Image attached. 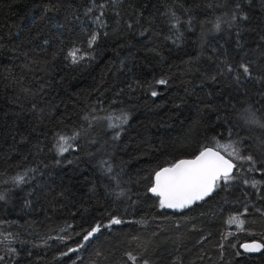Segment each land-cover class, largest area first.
I'll list each match as a JSON object with an SVG mask.
<instances>
[{"label":"trees","instance_id":"16d2710c","mask_svg":"<svg viewBox=\"0 0 264 264\" xmlns=\"http://www.w3.org/2000/svg\"><path fill=\"white\" fill-rule=\"evenodd\" d=\"M206 147L232 178L166 212ZM0 197V264H264V0H0Z\"/></svg>","mask_w":264,"mask_h":264},{"label":"snow or ice","instance_id":"6c2138e0","mask_svg":"<svg viewBox=\"0 0 264 264\" xmlns=\"http://www.w3.org/2000/svg\"><path fill=\"white\" fill-rule=\"evenodd\" d=\"M96 39L97 35L93 34L89 40V45L91 46ZM78 51V49H74L69 53L74 63L77 62L76 53ZM239 67L243 70L244 74L249 73V68L246 64L242 63ZM229 71H231V69H229ZM158 83L165 84L166 81L160 80ZM152 95L155 96L156 93L153 92ZM61 140H64V138L61 137ZM66 150V148L61 146V152ZM247 159L251 160V157H247ZM233 167V163L225 159L219 151H214L211 147H206L192 159H181L168 167H163L159 171H156L150 191L159 197L161 208L183 209L209 196L218 186L220 180L225 182L230 180L232 178L231 172ZM253 186L255 187V183ZM121 222L122 221L117 218L111 220V224H120ZM229 223L242 225L243 221H241L239 217H232ZM99 230L100 225L92 228V230L87 232L83 237V240L88 241L89 238ZM80 247H83V244H81ZM243 247L247 251H255L259 250L261 245L245 244ZM76 250L77 249H69V251ZM67 254V252L63 253V255ZM130 259H132L135 264L136 258L130 255ZM145 264H147L146 261Z\"/></svg>","mask_w":264,"mask_h":264},{"label":"water","instance_id":"95a60500","mask_svg":"<svg viewBox=\"0 0 264 264\" xmlns=\"http://www.w3.org/2000/svg\"><path fill=\"white\" fill-rule=\"evenodd\" d=\"M204 149V148H203ZM214 150V149H213ZM201 151V150H200ZM199 151V152H200ZM214 151H216V150H214ZM199 152L196 154V155H198L199 154ZM196 155H194L193 157H191V158H181V159H192V158H194ZM222 155V154H221ZM223 156V155H222ZM225 159H227L226 157H224ZM181 159H178V160H176V161H174L173 163H175V162H177V161H179V160H181ZM228 160V159H227ZM172 163V164H173ZM170 166V165H169ZM165 167H168V166H165ZM163 168V167H162ZM161 169V168H160ZM160 169H158L157 171H159ZM233 170V169H232ZM156 172V171H155ZM155 172L153 173V175H152V178H151V186H150V188L152 187V185H153V182H154V175H155ZM232 173V172H231ZM150 188L148 189V191H147V193H148V195L150 196V197H152V198H155V199H157L158 201H159V197H157L156 195H154L151 191H150ZM207 197V196H206ZM201 201V200H200ZM199 201H196V202H194L192 205H190L189 207H186V208H183V209H173V208H163L166 212H169V213H172V214H180V213H182V212H184L185 210H187V209H189L190 207H192L193 205H195V204H197ZM245 244H249V245H252V244H259V245H261V248L259 249V250H255V251H247V250H245V248L243 247V245H245ZM238 250H239V252L241 253V254H243V255H258V254H260L261 252H262V250H263V246H262V244H261V242H259L258 240H246V241H243V242H241L239 245H238Z\"/></svg>","mask_w":264,"mask_h":264},{"label":"rangeland","instance_id":"374dc122","mask_svg":"<svg viewBox=\"0 0 264 264\" xmlns=\"http://www.w3.org/2000/svg\"><path fill=\"white\" fill-rule=\"evenodd\" d=\"M86 17H87V24L89 25L90 28H92V29H100L102 27L100 19H97V18H99L98 14L92 15L90 11H86ZM76 57H77V61L84 58V56L80 55L79 53H76ZM69 58L73 62L72 57L69 56ZM63 144H65V143H63ZM65 146H66V144H65Z\"/></svg>","mask_w":264,"mask_h":264}]
</instances>
